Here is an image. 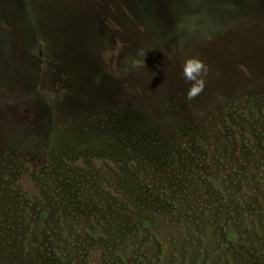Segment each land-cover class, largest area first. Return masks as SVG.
Here are the masks:
<instances>
[{
    "label": "rangeland",
    "instance_id": "obj_1",
    "mask_svg": "<svg viewBox=\"0 0 264 264\" xmlns=\"http://www.w3.org/2000/svg\"><path fill=\"white\" fill-rule=\"evenodd\" d=\"M9 1L17 14L0 29V264H264L260 215H251L257 252L234 250L217 235L221 217L203 215L211 195L241 179L264 190V0H28L27 21ZM142 39L153 56L127 66L124 46ZM193 56L209 75L187 100L182 65ZM70 139L104 149L90 163L77 152L59 170L52 152L72 150ZM127 158L138 204L122 219L102 187ZM60 179L82 183L95 212L55 201L38 219L28 193L58 194ZM210 217L219 226L205 233Z\"/></svg>",
    "mask_w": 264,
    "mask_h": 264
},
{
    "label": "trees",
    "instance_id": "obj_2",
    "mask_svg": "<svg viewBox=\"0 0 264 264\" xmlns=\"http://www.w3.org/2000/svg\"><path fill=\"white\" fill-rule=\"evenodd\" d=\"M18 2L20 3V11L19 12L22 16V19H26V12H27V2L28 0H18ZM6 3V7L7 9L5 11H0V24L1 27L3 26H8V23L12 24L14 23V21L16 19H14L13 17H15V13L17 14V11L15 9V7H13L10 4L9 0H5ZM29 4V2H28ZM142 12L145 14L144 9L142 10ZM1 13L4 14V16L2 15L1 17ZM143 14V16L148 20L147 16H145ZM13 16V17H12ZM8 18V19H7ZM3 21V23H1ZM5 21V22H4ZM27 21V19H26ZM8 22V23H7ZM128 26V21L126 20V22H124L123 27H127ZM0 29L3 30V32H5V27H2ZM1 32V31H0ZM173 33V32H172ZM171 33V34H172ZM1 34V33H0ZM155 40L159 43L160 40L156 39ZM148 41L146 39H142L140 40V42L138 43L141 44V46L137 47V48H133V47H127L124 46V49L127 50L128 54L126 61H130L131 64H128L127 66L131 67L133 64L132 62L136 61H143V60H149L151 59V57L153 56V51L148 48L149 45L147 43ZM174 46H172L173 48ZM132 48V49H131ZM26 95V94H25ZM24 95H22L23 97ZM14 98V95L12 96ZM24 99V98H22ZM16 101V100H14ZM72 138V137H71ZM77 146H75V145ZM103 145V141H98L97 144H94L92 146H89L87 144H85L84 142L81 144H78L77 142L75 143V140L70 139L69 140V146H72L71 149L69 151H64L62 149L59 150H53V157H54V161H52V164H57V168L59 169L60 165H62V167H64V163L66 161V158H70V157H74L75 159L79 158V153L80 154H87V160L89 161L88 163H90V159H91V154L94 155L96 152H101L102 149H104ZM75 146V148H74ZM58 149V148H57ZM64 152H67V154H64ZM59 153H62V156H59ZM121 157V156H119ZM123 159V158H121ZM116 163L120 160L116 159L115 160ZM123 161V160H121ZM253 164V163H252ZM115 168V167H114ZM250 168V172H254V168L252 165H249L247 167V169ZM60 170V169H59ZM90 167H88V171H90ZM135 169H132L130 164H128V158L126 159V161H123V168L121 173H117V170L114 173L115 177L112 178V180L109 182L110 187L107 188V190L105 189V187H102L105 191H107L108 194H110L112 196V201L114 203L115 206L119 207L118 209L111 207V214L113 216H117L120 217L122 219H125L128 213V210L131 209L132 207H134L136 204H138V199L136 195H133V192L130 189L131 184L133 183V173H134ZM249 170H247L246 172H248ZM132 174V175H131ZM251 178V177H250ZM30 180V179H29ZM34 180V178H33ZM148 179H145V181ZM35 181V180H34ZM58 181V180H56ZM102 181V179L100 180V182ZM254 177L249 179V178H244L240 180L239 183V187L238 190H234L233 192H230V194H226L224 197L220 196L219 194H213V196L211 195V197L209 198V202H206L207 207L209 208V211H203V215L207 216L208 214H211V216L216 215L217 217L220 216L221 220H220V224L221 227L219 229H221L222 231H217V235H220V233L222 232V236L224 239H226L227 242L229 243H233L234 244V250L236 249V247L238 245L245 247L247 250L249 251H254L257 252L260 249V245H259V241L261 244H264V240L261 239L258 241L257 239V234L255 233V229H253V219L251 217V215H260V221H261V225L263 227L264 230V190H262V193H258L256 190V188L254 187ZM144 182V181H143ZM103 183V182H102ZM58 184V183H57ZM100 184V183H99ZM246 185H248L249 187V191H244L241 192L242 190L245 189ZM85 186L82 185V183H77L73 184L71 183V180H65L63 181V179H60V182L58 184L57 190H58V194H46L44 192H42L41 194H39L37 197L36 196H32V192L28 193V195L30 196L29 201L30 202H35L37 205L36 207L39 210V218L38 219H46L48 218V211H50V207L54 205L55 201L58 205H71V206H76L79 205L80 203H83V201H85V211L86 213L90 212H95L90 210L89 208L90 203L89 201H87L86 199L88 198V196L90 195V192L88 193L85 190ZM264 188V185H263ZM258 190H260V188H258ZM59 198H58V197ZM198 198V206L199 207H203V204L201 203L202 199H206L207 195H202L201 192V188L198 187L196 190V195ZM92 197V196H91ZM229 197V199L234 197V200L237 199L236 201H234V205L235 207H240L242 202L245 200L246 203L248 204L247 207H240L238 209L235 210V207L233 208V206H229L228 203L226 202V199ZM96 199V198H95ZM144 201V199H143ZM212 202V204L210 205V203ZM220 203H225L226 207H230V210L226 211V213H224V211L221 209L220 212V207L218 206V204ZM39 204L43 205L45 204V206H48L46 208L39 206ZM205 206V205H204ZM6 208V207H5ZM92 208V207H91ZM99 213L106 215H109V210L107 209H101L98 210ZM15 218V217H13ZM249 219H251V222L249 221ZM207 223H210L209 226H205V228H201L200 229L202 231H204L205 233H210L208 231H210V227L212 226H219L218 224H216L214 222V219H212V217H210L207 221ZM224 223V224H223ZM130 225V224H129ZM121 227H117L114 224H110V228H111V235H118L119 231H123L124 228V222H122ZM174 227V226H173ZM114 228V230H113ZM172 229V228H171ZM174 232L170 233V236H175L176 234V227H174ZM193 229V228H191ZM161 230V229H160ZM217 230V229H216ZM162 232V230H161ZM264 237V235H263ZM20 248L18 247V250ZM242 256V254L240 255Z\"/></svg>",
    "mask_w": 264,
    "mask_h": 264
},
{
    "label": "clouds",
    "instance_id": "obj_3",
    "mask_svg": "<svg viewBox=\"0 0 264 264\" xmlns=\"http://www.w3.org/2000/svg\"><path fill=\"white\" fill-rule=\"evenodd\" d=\"M183 78L190 82L185 93L187 100H192L203 92L206 85V78L209 75L208 65L198 57L187 58L182 65Z\"/></svg>",
    "mask_w": 264,
    "mask_h": 264
}]
</instances>
